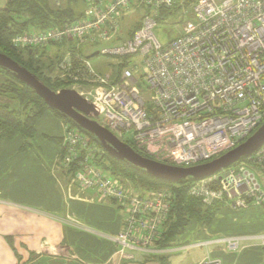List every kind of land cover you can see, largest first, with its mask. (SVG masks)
Masks as SVG:
<instances>
[{"label":"built area","instance_id":"built-area-1","mask_svg":"<svg viewBox=\"0 0 264 264\" xmlns=\"http://www.w3.org/2000/svg\"><path fill=\"white\" fill-rule=\"evenodd\" d=\"M83 1L81 20L25 32L12 44L25 50L77 40L89 49L105 44L96 52L115 60L114 65L126 59L116 77L97 72L80 55L73 56L81 64L80 75L74 74L70 54L57 64L59 79L71 82L69 90L96 108L94 120L120 142L132 144L157 162L190 168L232 150L264 122V0H195L190 18L165 45L154 30L160 12H170L176 0ZM184 3L178 0L180 11L187 13ZM134 8L144 13L139 27L126 37L121 19ZM61 146L63 169L76 163L71 182L124 212L122 230L105 238L117 254L132 260L131 252L154 253L170 213V194L154 191L140 196L130 185L106 175L98 162L103 152L77 129L65 127ZM248 162L195 182L189 196L205 206L220 202L231 210L263 205L258 174L264 177V144ZM244 240L264 247L260 233L208 239L185 249L223 244L236 252ZM200 264L218 262L207 258Z\"/></svg>","mask_w":264,"mask_h":264},{"label":"crops","instance_id":"crops-1","mask_svg":"<svg viewBox=\"0 0 264 264\" xmlns=\"http://www.w3.org/2000/svg\"><path fill=\"white\" fill-rule=\"evenodd\" d=\"M7 0H0V9ZM66 125L46 112L36 125L31 147L20 151L21 138L0 140V264H264V247L244 240L236 252L223 244L185 249L214 238L249 237L264 229L250 208L221 210L205 229L192 227L184 245L154 253L117 254L105 240L123 228L124 212L93 190H80L62 167L61 138ZM250 211V212H249Z\"/></svg>","mask_w":264,"mask_h":264},{"label":"trees","instance_id":"trees-1","mask_svg":"<svg viewBox=\"0 0 264 264\" xmlns=\"http://www.w3.org/2000/svg\"><path fill=\"white\" fill-rule=\"evenodd\" d=\"M194 2L195 0H185L184 7L188 12H190V5ZM84 8L85 4L83 0H62L60 6L53 4L50 0H7L5 7L0 9V54L26 69L53 92L69 88L71 85L70 81L53 79L50 75V70L45 73L44 63L47 61L45 59L47 56H45L44 52L38 54L34 51L36 48L19 49L12 44V39L25 32H43L81 20ZM177 11H180L178 0H176V6L170 12L169 10L160 12V16L157 19L158 23L169 19V14L174 16ZM143 13L144 10L141 8H134L128 16L122 17L121 21L126 37L130 36L132 31L139 27ZM131 16H134V18H130ZM173 39L169 40V42ZM48 46H57L60 50L57 55L53 57L48 56L49 59H52L49 61L51 65L50 69L53 68L52 65H57L66 54H70L74 74L76 76L80 75L78 67L81 64L74 61L75 58L73 56L80 55L88 59V56L81 51V48H88L90 45L79 44L77 40H66L59 44H48L37 49L45 50ZM125 63L126 59H123L119 64H113L107 73L111 72L112 77H116L119 70L126 65ZM46 112L53 113L66 126L77 129L88 137L103 152L102 160L98 161L100 169L109 177L115 178L120 184L130 185L136 194L145 196L148 193L154 192L155 190L152 189L158 184L165 183L168 185L170 213L163 225L158 240L153 245L154 249L165 251L181 247L185 242H181L180 239L190 228H207L211 225L215 216L224 208L220 202L205 206L201 203L200 199L189 196V189L197 180L187 178L177 183H166L155 180L142 169L131 166L125 161L119 162L114 160L104 152L93 135L81 130L71 120L63 117L57 111L48 108L44 101L35 94L34 90L17 80L10 71L0 67V140H11L18 135L21 138L20 151L27 150L32 146L31 140L36 135V125ZM49 141L59 144L60 148L62 147L61 138H50ZM124 144L140 156L150 160L153 159L145 153L138 151L132 144L127 142ZM61 152L62 157L64 153L62 149ZM248 158L249 156L240 159L230 168L240 164L249 165ZM75 166L76 163L74 162L70 166L71 168L65 171L71 178L74 174Z\"/></svg>","mask_w":264,"mask_h":264},{"label":"water","instance_id":"water-1","mask_svg":"<svg viewBox=\"0 0 264 264\" xmlns=\"http://www.w3.org/2000/svg\"><path fill=\"white\" fill-rule=\"evenodd\" d=\"M97 55L98 52H94L87 58L91 59ZM0 67L10 71L17 80L34 90L35 94L44 101L48 108L57 111L63 117L71 120L81 130L93 135L104 152L111 158L119 162L125 161L131 166L142 169L155 180L177 183L191 178L200 181L230 168L244 157L253 155L264 144L263 122L245 141L218 158L190 168L173 167L140 156L129 146L120 142L108 130L98 125L93 120L97 116L96 108L81 98L76 91L62 89L59 92H53L26 69L2 54H0Z\"/></svg>","mask_w":264,"mask_h":264},{"label":"rangeland","instance_id":"rangeland-1","mask_svg":"<svg viewBox=\"0 0 264 264\" xmlns=\"http://www.w3.org/2000/svg\"><path fill=\"white\" fill-rule=\"evenodd\" d=\"M216 1L219 2L221 0H216ZM188 13L189 12L184 13L183 10L177 11V12H175V15L171 19H167L166 21H163L157 25V27L154 30V34H155L157 40L160 42L161 45L167 44L169 42V40L173 39L174 37H176L178 35L181 24L190 18ZM134 16H137V15H134ZM134 16H131L130 18H134ZM179 21H181V22L179 23ZM104 46H105V44H101L99 46H95L94 48H90V49L87 47H82L81 51H83L84 54H86V56H89L92 52H96V51L100 50L101 48H103ZM34 51L37 52L38 54H41L42 52L45 53V56H47V57H45V59L47 61H46V63H44L45 73H47L50 70L51 77L53 79H59L60 73L57 70V65L56 64L54 66L52 65L53 68L50 69L51 65H50L49 61H51L52 59L48 58V56L53 57V56L57 55L58 52L60 51L59 47L48 46V47H46L45 50L35 49ZM89 61H90V64L92 65V67L97 72H99L101 74L107 73L109 71V69H111V66L114 63H116L115 60H113L111 58L104 57V56H100V55L89 59ZM137 77H140V74H138ZM60 80H62V79H60ZM62 81H64V80H62ZM67 89H70V88H67ZM93 120H94V118H93ZM152 160H154V159H152ZM258 178H259V182L261 183V186L264 190V177L261 174H258ZM152 190L167 191V190H169V188H168L167 184L162 183V184H158L157 186H155V188ZM248 208H250L249 210H251V212H254V211L258 212V213L254 214V220L258 223V226L260 225L264 229V204L261 206H259V205L258 206H249ZM223 209H225V208H222V210ZM229 210H231V209H229ZM245 210H247V208L231 210V211L232 212H239V211H245ZM263 233H264V230L261 231V234H263ZM260 247H262V246H260Z\"/></svg>","mask_w":264,"mask_h":264}]
</instances>
